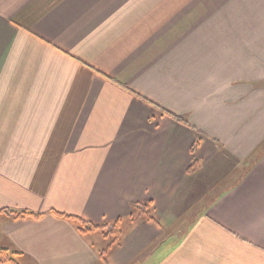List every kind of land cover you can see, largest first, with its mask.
Wrapping results in <instances>:
<instances>
[{"label": "crops", "instance_id": "0c3cea01", "mask_svg": "<svg viewBox=\"0 0 264 264\" xmlns=\"http://www.w3.org/2000/svg\"><path fill=\"white\" fill-rule=\"evenodd\" d=\"M134 203L153 218L107 261L100 233L55 213L102 223ZM0 247L264 264V0H0Z\"/></svg>", "mask_w": 264, "mask_h": 264}, {"label": "trees", "instance_id": "16d2710c", "mask_svg": "<svg viewBox=\"0 0 264 264\" xmlns=\"http://www.w3.org/2000/svg\"><path fill=\"white\" fill-rule=\"evenodd\" d=\"M200 141H197L193 147L192 152L194 153L198 148ZM197 161L194 160L193 164L189 168V172L196 170ZM149 205L147 203H134L132 213L129 217L126 218H117L112 221H104L102 223H93L86 221L80 217L63 214L55 212L57 215L71 219L77 226L78 231L85 235L87 233L98 232L104 238L110 240L106 242L102 249L101 254L104 257V261H107L108 254L115 248L119 247L122 244L126 228L130 224H134L138 221L139 218H153L149 211ZM3 212L14 217L15 219H27V218H37L40 217V214H35L29 211H15L10 209H5ZM21 255V252L13 250L10 248L0 247V264H19L17 257Z\"/></svg>", "mask_w": 264, "mask_h": 264}, {"label": "rangeland", "instance_id": "374dc122", "mask_svg": "<svg viewBox=\"0 0 264 264\" xmlns=\"http://www.w3.org/2000/svg\"><path fill=\"white\" fill-rule=\"evenodd\" d=\"M104 240H105V242H109V241H110V240H108L107 238H105V239H103V243H104V244H105Z\"/></svg>", "mask_w": 264, "mask_h": 264}]
</instances>
